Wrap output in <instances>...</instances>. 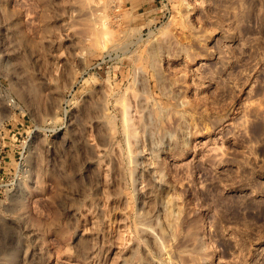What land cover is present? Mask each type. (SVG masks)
<instances>
[{
	"label": "rangeland",
	"instance_id": "obj_1",
	"mask_svg": "<svg viewBox=\"0 0 264 264\" xmlns=\"http://www.w3.org/2000/svg\"><path fill=\"white\" fill-rule=\"evenodd\" d=\"M0 176V264H264V0H0Z\"/></svg>",
	"mask_w": 264,
	"mask_h": 264
},
{
	"label": "bare ground",
	"instance_id": "obj_2",
	"mask_svg": "<svg viewBox=\"0 0 264 264\" xmlns=\"http://www.w3.org/2000/svg\"><path fill=\"white\" fill-rule=\"evenodd\" d=\"M238 26H239V25H238ZM158 74H159V73H158ZM186 145H187V144H186ZM168 213H169V212H168ZM168 213H167V217L169 218V217H171V214H170V213L168 214ZM172 215H173V214H172Z\"/></svg>",
	"mask_w": 264,
	"mask_h": 264
},
{
	"label": "built area",
	"instance_id": "obj_3",
	"mask_svg": "<svg viewBox=\"0 0 264 264\" xmlns=\"http://www.w3.org/2000/svg\"><path fill=\"white\" fill-rule=\"evenodd\" d=\"M2 182V177L0 176V183Z\"/></svg>",
	"mask_w": 264,
	"mask_h": 264
}]
</instances>
